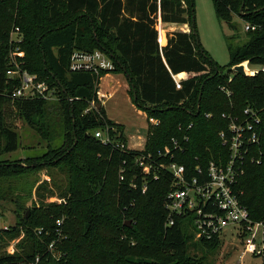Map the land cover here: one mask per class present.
Listing matches in <instances>:
<instances>
[{"label": "trees", "instance_id": "trees-1", "mask_svg": "<svg viewBox=\"0 0 264 264\" xmlns=\"http://www.w3.org/2000/svg\"><path fill=\"white\" fill-rule=\"evenodd\" d=\"M188 1L0 0V153L18 148L16 119L46 144L34 156L0 159V199L11 203L15 214V223L0 229V264H31L36 256L37 264H209L188 251L186 240L193 239L188 218L166 224L164 197L171 175L165 169L156 171V178L145 174L136 159L157 158V151L168 148L188 171L210 160L225 162L229 149L218 132L227 130L228 116H242L247 105H263L264 72L221 74L192 41ZM212 2L218 20L232 30L226 36L228 66L242 59L264 65V0ZM65 13L73 17L63 21ZM234 16L256 25L244 31L247 39L240 44L233 41L238 37ZM15 27L18 41L10 39ZM15 47L24 52L16 57L23 61L20 67L54 88L55 99L11 96L18 79L7 70L14 67L9 51ZM74 50H100L114 66L100 74H123L131 102L146 113L142 150L115 146L126 143L123 124L106 116L96 96L95 73L68 70ZM105 127L110 143L94 136ZM172 138L179 149L174 150ZM49 166H59L68 176L60 203L43 202L42 183L34 201V184L17 180ZM235 190L250 216L264 219V157L246 162ZM57 218L62 219L59 239ZM20 231L15 250L5 251ZM218 240L198 242L213 248ZM50 242L58 257L48 251Z\"/></svg>", "mask_w": 264, "mask_h": 264}, {"label": "built area", "instance_id": "built-area-1", "mask_svg": "<svg viewBox=\"0 0 264 264\" xmlns=\"http://www.w3.org/2000/svg\"><path fill=\"white\" fill-rule=\"evenodd\" d=\"M243 29L244 31L255 30L256 25L244 22ZM17 31L18 27H15L11 32L12 41L20 40L16 34ZM23 56L24 52L17 47L9 51V58L14 67L8 69L7 74L9 77L18 79V84L13 88L11 96L55 99L54 88H50L45 81L39 80L36 74L29 73L20 67L23 61L17 60L16 57ZM113 68L111 59L100 50H74L69 57V71H91L98 76L96 96L100 103L101 97H105V94L99 95L98 85L101 78L110 73L101 75L100 70L111 71ZM259 71L264 72V65H261L253 74ZM227 94L230 93L227 91ZM94 105L95 101L91 100L90 107ZM263 109L264 103L259 108L247 105L243 109L242 116H228L227 130L218 132L221 144L229 149L228 159L225 162L216 163L210 160L207 165L197 164L193 170L188 171L185 165L173 159L174 153L168 148L157 151V158L148 154L140 155L136 159L141 171L145 174L153 173V177L156 178V171L165 169L171 175L172 183L164 197L167 225H172L175 217L188 218L193 239L203 241L220 238L223 230L232 225L241 240L239 258L250 254L259 257L262 264H264V219H254L250 216L248 209L240 201V194L235 190V184L243 173L246 162L259 163L264 157V116L261 114ZM149 121L157 123V120L153 118ZM190 126L191 124L188 128ZM94 136L103 143L111 142L107 127L96 129ZM172 141L174 150L179 149L180 145L177 141L173 138ZM115 146L122 149H143V146L129 148L127 142L115 143ZM161 157H167L168 160L162 162L159 160ZM55 225L59 239L62 237V219L57 218ZM37 233H40V230ZM53 244L50 242L47 245L48 251L54 257H58L59 253L54 251ZM8 248H10L7 249L9 253L15 250L14 245ZM38 260L39 256H36L31 264H37Z\"/></svg>", "mask_w": 264, "mask_h": 264}, {"label": "rangeland", "instance_id": "rangeland-1", "mask_svg": "<svg viewBox=\"0 0 264 264\" xmlns=\"http://www.w3.org/2000/svg\"><path fill=\"white\" fill-rule=\"evenodd\" d=\"M185 3V0H183ZM191 4L192 14L190 17L192 23V41L199 46L206 54L208 60L220 66L221 74H231L234 72L242 75H252L254 71L260 68V64L252 62L248 59H242L235 64L228 66L229 54L226 46V36L232 33L227 24L218 20L212 0H189ZM73 16L65 13L63 21L71 19ZM234 23L237 25L238 37L233 41L235 43H243L247 37L244 33V22L236 16L233 17ZM61 23V22H60ZM208 65L209 62L207 63ZM114 80L104 78L98 85V90L103 89L105 97H101L100 101L105 109L106 116L118 123L123 124L125 137H129L133 143H129V148H141L144 144L147 131L146 113L138 110L129 99L126 79L122 73H111ZM130 90V89H129ZM131 97V93H130ZM18 132V148L11 152H1L0 159L17 160L25 157L40 154L46 150L45 142L40 136L32 130L23 120L16 119L15 121ZM140 136V137H139ZM134 140V141H133ZM22 179H17L18 183L34 184L32 189V199L38 201V191H35L37 185L41 184L40 194L44 195L43 202L64 201L59 193L66 189L68 176L59 166H49L38 168L29 174L21 176ZM1 179V178H0ZM12 179H10L11 181ZM6 180L2 185H6ZM60 201V202H59ZM27 205L30 200L26 201ZM38 205V204H36ZM6 206L5 209H3ZM11 203L5 204L3 199H0V229L6 225L15 223V214L9 209ZM189 232V230H187ZM186 231V232H187ZM23 232L13 239L8 241L5 251L10 245H15L17 241L22 239ZM188 251L196 257H203L209 264H262L261 259L250 254L239 258L241 252V240L237 230L232 225L227 226L220 238L216 247L208 248L201 245L198 240L189 238L186 240Z\"/></svg>", "mask_w": 264, "mask_h": 264}, {"label": "crops", "instance_id": "crops-1", "mask_svg": "<svg viewBox=\"0 0 264 264\" xmlns=\"http://www.w3.org/2000/svg\"><path fill=\"white\" fill-rule=\"evenodd\" d=\"M104 78H107V80H110V81H111V80H114V77L112 76L111 73H108V74L104 75V76L101 78V80L104 79ZM101 80H100V82H101ZM103 92H104V90H103V89H100V90H99V95H100V96L104 95ZM128 96H129V95H128ZM129 99H130V97H129ZM130 101H131V100H130ZM131 103H132V102H131ZM132 104H133V103H132ZM138 110H139V109H138ZM114 122H115V121H114ZM117 123H118V122H117ZM120 124H121V123H120ZM124 131H125V130H124ZM145 134H146V132H145ZM139 137H140V136H139ZM133 141H134V140H133ZM144 141H145V139H144ZM126 142H127V144H129V143H130V144L133 143L132 140H131L129 137H127V136H126Z\"/></svg>", "mask_w": 264, "mask_h": 264}, {"label": "water", "instance_id": "water-1", "mask_svg": "<svg viewBox=\"0 0 264 264\" xmlns=\"http://www.w3.org/2000/svg\"><path fill=\"white\" fill-rule=\"evenodd\" d=\"M130 222V220H128L126 223L128 224Z\"/></svg>", "mask_w": 264, "mask_h": 264}]
</instances>
